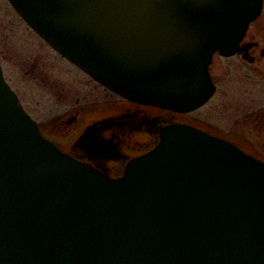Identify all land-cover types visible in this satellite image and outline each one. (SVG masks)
<instances>
[{"label":"water","instance_id":"water-1","mask_svg":"<svg viewBox=\"0 0 264 264\" xmlns=\"http://www.w3.org/2000/svg\"><path fill=\"white\" fill-rule=\"evenodd\" d=\"M53 49L133 102L213 95L262 0H8ZM0 264H264V163L173 125L113 179L44 139L0 68Z\"/></svg>","mask_w":264,"mask_h":264},{"label":"flooded vegetation","instance_id":"flooded-vegetation-1","mask_svg":"<svg viewBox=\"0 0 264 264\" xmlns=\"http://www.w3.org/2000/svg\"><path fill=\"white\" fill-rule=\"evenodd\" d=\"M28 29L52 53L55 65L58 64L61 71L69 75L66 78L70 87L64 95L57 93L56 97H69L70 100L47 114V122L40 121L24 105L5 76V59L10 56L14 62L9 50H0V66L5 81L17 95L23 109L37 123L40 134L61 152L90 164L112 178H118L129 161L157 145L163 129L184 125L228 141L264 162V0L260 15L250 23L239 43L240 50L232 55L215 53L213 56L209 67L215 86L212 97L200 108L187 112L136 103L113 93L59 54L29 26ZM33 49L41 52L40 49ZM216 56L224 63L226 90L222 103L225 112L223 122L197 115L218 90L211 70ZM39 63L37 59L34 64H19L26 76L36 80L35 70ZM72 87L76 88L73 94Z\"/></svg>","mask_w":264,"mask_h":264},{"label":"rangeland","instance_id":"rangeland-1","mask_svg":"<svg viewBox=\"0 0 264 264\" xmlns=\"http://www.w3.org/2000/svg\"><path fill=\"white\" fill-rule=\"evenodd\" d=\"M33 48L40 49L42 53L35 52ZM0 50L11 52L14 62L11 61L10 56V59H5V76L21 96L24 105L38 120L47 122L45 120L47 114L53 113L70 100L69 97L60 99L56 97L57 93L64 95L66 89L70 87L66 78L69 75L64 73V70L61 71L58 64L55 65V61L52 60V53L28 29V25L17 14L8 0H0ZM37 59L40 62L35 70L37 79L31 80L29 76L25 75L20 64L23 62L34 64ZM52 67L54 68L52 69ZM223 67V60L216 56L211 70L217 82L218 90L215 97L197 113L198 116L210 117L216 122H223L225 117L224 105L222 104L225 100L226 90ZM71 89L73 94L76 88L72 87ZM99 91L101 93V90Z\"/></svg>","mask_w":264,"mask_h":264}]
</instances>
